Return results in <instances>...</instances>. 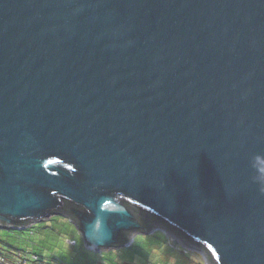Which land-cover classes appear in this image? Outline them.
<instances>
[{"label":"water","instance_id":"1","mask_svg":"<svg viewBox=\"0 0 264 264\" xmlns=\"http://www.w3.org/2000/svg\"><path fill=\"white\" fill-rule=\"evenodd\" d=\"M255 155L264 0H0V228L63 214L117 248L151 233L137 208L209 264H264Z\"/></svg>","mask_w":264,"mask_h":264},{"label":"rangeland","instance_id":"2","mask_svg":"<svg viewBox=\"0 0 264 264\" xmlns=\"http://www.w3.org/2000/svg\"><path fill=\"white\" fill-rule=\"evenodd\" d=\"M158 229L130 235L133 241L128 247L91 251L81 242L73 222L66 215L56 214L21 231L0 228V264H209L201 251ZM10 249L37 256L38 260L29 261L21 253L6 257L5 251Z\"/></svg>","mask_w":264,"mask_h":264},{"label":"trees","instance_id":"3","mask_svg":"<svg viewBox=\"0 0 264 264\" xmlns=\"http://www.w3.org/2000/svg\"><path fill=\"white\" fill-rule=\"evenodd\" d=\"M133 214L138 218V220L140 221V223L146 228L147 231L153 230V228L155 226H160V225H164L166 226L161 219L154 217L152 214H149L147 212L141 211L137 208H131ZM71 221H72V217L71 216H67ZM29 220H26L25 222H28ZM168 227V229L172 230L173 232L177 233L176 230H174L173 228ZM25 228H20V229H6L7 231H12V230H17V231H21ZM129 234V233H128ZM128 234L124 235V237H122V244H125L128 241ZM179 234V233H178ZM82 242V240H81ZM83 244V243H82ZM83 246V245H82ZM83 249H85L84 247H82ZM86 250V249H85ZM5 256L11 258L12 256L18 255V254H22L24 255L27 259H29V261H34V260H38L37 256H27L26 253L23 254V252H21L20 250L15 251V250H7L5 251ZM35 257V259H33Z\"/></svg>","mask_w":264,"mask_h":264},{"label":"clouds","instance_id":"4","mask_svg":"<svg viewBox=\"0 0 264 264\" xmlns=\"http://www.w3.org/2000/svg\"><path fill=\"white\" fill-rule=\"evenodd\" d=\"M251 168L254 174L250 177L251 181L260 187L264 192V156L255 155L251 159Z\"/></svg>","mask_w":264,"mask_h":264},{"label":"built area","instance_id":"5","mask_svg":"<svg viewBox=\"0 0 264 264\" xmlns=\"http://www.w3.org/2000/svg\"><path fill=\"white\" fill-rule=\"evenodd\" d=\"M156 228H159L158 230L161 231V232L165 231V232H169V233H171L176 239L178 238L179 240H181V241H183L184 243H186L187 246L199 250V248H198L197 246H194V245H192V244L187 243L186 241H184L182 238H180V237L177 236L176 234L170 232L169 230H167V229H165V228H163V227H161V226H159V225H158V226H155V227L153 228V230H151V233L154 232V229H156ZM132 241H133V238L130 237L129 242H127V243L125 244V246H127V247L130 246ZM129 244H130V245H129ZM86 248H87V247H86ZM199 251H200V250H199Z\"/></svg>","mask_w":264,"mask_h":264},{"label":"flooded vegetation","instance_id":"6","mask_svg":"<svg viewBox=\"0 0 264 264\" xmlns=\"http://www.w3.org/2000/svg\"><path fill=\"white\" fill-rule=\"evenodd\" d=\"M125 263H134V264H138V263H136V262H125ZM122 264H124V263H122Z\"/></svg>","mask_w":264,"mask_h":264}]
</instances>
